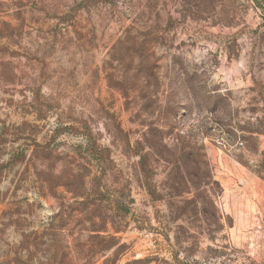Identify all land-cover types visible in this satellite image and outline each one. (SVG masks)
<instances>
[{
    "label": "rangeland",
    "instance_id": "1",
    "mask_svg": "<svg viewBox=\"0 0 264 264\" xmlns=\"http://www.w3.org/2000/svg\"><path fill=\"white\" fill-rule=\"evenodd\" d=\"M0 264H264V0H0Z\"/></svg>",
    "mask_w": 264,
    "mask_h": 264
}]
</instances>
